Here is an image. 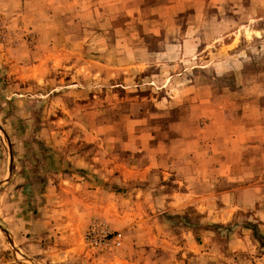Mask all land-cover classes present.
<instances>
[{
    "label": "rangeland",
    "instance_id": "obj_1",
    "mask_svg": "<svg viewBox=\"0 0 264 264\" xmlns=\"http://www.w3.org/2000/svg\"><path fill=\"white\" fill-rule=\"evenodd\" d=\"M47 1L0 0V264H264L171 176L264 106L263 0Z\"/></svg>",
    "mask_w": 264,
    "mask_h": 264
},
{
    "label": "crops",
    "instance_id": "obj_2",
    "mask_svg": "<svg viewBox=\"0 0 264 264\" xmlns=\"http://www.w3.org/2000/svg\"><path fill=\"white\" fill-rule=\"evenodd\" d=\"M71 1L48 0L46 4ZM160 2L161 0H158L154 5ZM41 7L40 5L39 8ZM45 8L50 7L45 5ZM215 112L223 119L214 122L215 114L212 121L205 125L209 129L214 127L215 137H220L214 138L211 143L216 151L209 155L213 157V161L207 157L205 162L203 157L206 154L202 155V159L191 155L192 158L184 161L182 174L178 175L179 170H176V173L171 172V176L177 179L175 181L185 189L176 196L179 201L193 206L199 212L216 208L214 201L223 204L219 210H224L225 213L229 210L249 211L253 216L252 222L264 229V106L257 110L256 117L243 122L233 120L229 111ZM219 126L222 130L218 128ZM202 169L204 175L201 173ZM122 176L127 177L125 172H122ZM236 237L234 242H240L241 245L248 242V234ZM260 258L264 262V255L255 260L260 261Z\"/></svg>",
    "mask_w": 264,
    "mask_h": 264
},
{
    "label": "built area",
    "instance_id": "obj_3",
    "mask_svg": "<svg viewBox=\"0 0 264 264\" xmlns=\"http://www.w3.org/2000/svg\"><path fill=\"white\" fill-rule=\"evenodd\" d=\"M89 234L94 235V236H99L100 237V241L102 240L104 242V240H107L106 238L109 236L110 238L108 240H110V242L112 243V245L114 247H120L121 243H122V235L120 232H112L109 233L108 230L106 229L105 225H92L90 227L89 230Z\"/></svg>",
    "mask_w": 264,
    "mask_h": 264
}]
</instances>
